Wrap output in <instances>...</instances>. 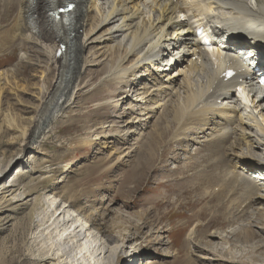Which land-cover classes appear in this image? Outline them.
<instances>
[{
  "label": "bare ground",
  "instance_id": "bare-ground-1",
  "mask_svg": "<svg viewBox=\"0 0 264 264\" xmlns=\"http://www.w3.org/2000/svg\"><path fill=\"white\" fill-rule=\"evenodd\" d=\"M67 1L76 5L72 34H66L70 26L53 14ZM241 1L202 0L188 4L185 0H0V24L8 11L6 8L16 7L10 23L0 26V37L7 31L8 44L20 42L26 50L22 62L31 64L40 73L35 115L28 119L27 125L17 123V127L10 117L4 120L5 127L16 130L14 141L20 138L19 152L36 149L44 143L50 136L47 135L51 131L49 123L56 121L63 107L73 104L74 99L97 98L95 107L101 106L99 110L117 118L108 124L116 127L103 129L105 133L101 132L98 138L103 137L105 144L120 140L121 156L127 157L134 171L145 172L148 165L153 168L156 157L162 158L159 168H167L171 160H181L179 154H185V166L176 167L181 172L166 176L163 186L172 194L178 192L180 197L191 193L199 199H209L205 205L213 203L181 221L187 224L195 219L186 233L184 246L205 256L211 253L213 262L229 264L238 261L235 250L239 243L250 244L260 239L253 250L241 252L243 257L250 256L258 264L264 261V88L260 90L261 96L250 104H243L234 92V87L242 83L255 86L253 78H248V70L253 72L252 68H243L244 61L249 65L252 55L257 54L256 63L260 69L264 68V0L251 5ZM195 15L204 17L213 28L220 45L215 49L220 51L218 59H224L223 63H214L195 35L191 18ZM218 23L228 26L232 33L223 35V30L216 27ZM246 26L252 27L245 31ZM61 43L67 47L63 48ZM222 43L226 49H221ZM1 46L0 43V49ZM240 47L249 49L250 53L242 57ZM226 66L236 70L230 79L221 76ZM4 73L0 70V92L4 89ZM243 90L241 94H245ZM110 105L115 107L113 115L106 110ZM174 122L177 128L172 129L173 136L167 143L153 146L152 138L169 132ZM145 136L149 144L143 147L140 142ZM173 140L182 144L177 148L180 153L171 147ZM184 140L198 145L194 152L189 149V143L183 145ZM201 147L209 152L200 155ZM139 149L145 150L141 161L136 158ZM16 190L15 185L8 189L10 195ZM28 192L22 198V206L40 201L39 196L30 197L32 192ZM166 201L175 202L168 195ZM158 204L156 201L152 209L156 210ZM202 211L203 214L209 211V216L203 217ZM96 213L92 210L87 216L91 225L97 223ZM244 217H249V225L229 231ZM139 220H144L143 216ZM72 221L74 218L63 220V227ZM150 225L153 238L161 231H170L168 223L160 227L155 219H150L143 221L134 233L121 229L119 233L128 241ZM111 228L116 232L114 224ZM75 230L73 236L71 233L66 236L65 242L78 240L81 230L76 233ZM81 242L79 247H86V242ZM113 253L107 264H114L110 259ZM129 258L120 257L116 264H125ZM50 259L47 252L42 257V260ZM23 260V254L11 255L3 264ZM144 264L158 263L150 257ZM185 264L192 262L185 260Z\"/></svg>",
  "mask_w": 264,
  "mask_h": 264
},
{
  "label": "rangeland",
  "instance_id": "rangeland-1",
  "mask_svg": "<svg viewBox=\"0 0 264 264\" xmlns=\"http://www.w3.org/2000/svg\"><path fill=\"white\" fill-rule=\"evenodd\" d=\"M6 9L8 11L4 12V21L0 26L10 23L16 11L15 5ZM6 33L7 31L3 32L4 36L0 37L1 45L4 44L0 49V70L7 72L2 80L4 89L0 92V264L11 255L20 257L22 254L23 262L15 264H107L112 251L114 253L110 259L114 264L120 257H130L125 264H144L150 257L158 264H185V260L192 264H219L217 261L213 262L211 253L205 256L193 248L191 252L184 246L186 233L195 219L187 221V224H181V221L191 218L193 212L203 207L209 199H199L191 193L180 197L178 192L172 194L163 186L166 176L173 173L178 175L181 170L176 167L185 166V154L177 149L182 146L180 142L171 141V147L180 153L181 160H171L167 168H159L158 163L162 158L156 157L153 168L148 165L145 172L134 171L131 163L126 161L127 157L121 156L123 143L120 140L105 144L103 137L98 138L101 132L105 133L104 130L111 127L108 126L111 124L110 120L117 118L107 116L103 109L99 110L101 106L95 107L97 98L85 96L74 99L73 104L63 107L58 119L49 123L48 129L51 131L47 135L50 136L44 143L36 149L28 148L19 152L20 138L14 141L16 130L5 127L7 121L4 120L10 117L17 127V123L18 126L27 125L28 119L35 115L39 104L35 94L39 93L37 80L40 73L31 64L22 62L21 58L26 55V50L20 46V42L8 44L9 37ZM11 75L17 80L13 82ZM174 94L175 91H172L171 95ZM106 110L112 115L116 113L113 105ZM170 125L169 132L166 131L160 138H152L153 146L165 145L167 139L173 136L172 129L175 131L177 127L175 122ZM143 139L140 144L145 147L149 143L146 136ZM188 143L189 149L194 152L198 145L185 140L183 145ZM207 152L206 147H201L200 155ZM137 155L140 156L136 157L138 160H143L145 150L139 149ZM68 163L71 167L66 170ZM13 185L17 190L10 195L8 189ZM27 190L32 192L30 197L39 196L40 201L22 206V198L29 193ZM167 195L175 202L166 201ZM3 196L12 201L4 200ZM156 201L160 204L155 210L152 208ZM210 202L205 207L211 206L213 202ZM92 210L97 211L95 225H91L87 217ZM205 212L203 214L202 211L203 217L209 216V211ZM141 216L144 220H139ZM72 218L74 221L63 227V220ZM248 218L241 219L229 231L249 225ZM150 219H155L160 227L168 223L169 233L161 231L157 238H153L150 235V225L144 227L143 233L133 234L128 241L120 236L121 230L134 233L135 228ZM111 224L116 226V232L110 230ZM75 228V233L81 230L79 245L83 239L81 243L86 242V247L80 248L76 239L65 242L66 236L72 234ZM214 240L220 241L219 238ZM166 241L170 243L165 244ZM258 241L260 239L250 244L239 243L238 250H235L238 261L229 264H258L250 256L243 257L241 252L253 250L254 246L260 244ZM224 246L230 247L226 244ZM177 250L180 252L175 254ZM46 252L52 259L42 260ZM56 253L66 254L58 258L61 254ZM259 264H264V261Z\"/></svg>",
  "mask_w": 264,
  "mask_h": 264
}]
</instances>
